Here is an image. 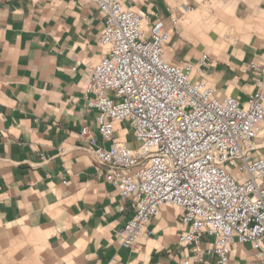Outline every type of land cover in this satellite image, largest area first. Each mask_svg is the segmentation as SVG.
Returning <instances> with one entry per match:
<instances>
[{
    "label": "crops",
    "instance_id": "obj_1",
    "mask_svg": "<svg viewBox=\"0 0 264 264\" xmlns=\"http://www.w3.org/2000/svg\"><path fill=\"white\" fill-rule=\"evenodd\" d=\"M234 2L127 5L147 15V26L158 14L171 30L170 63H190L218 98L245 104L261 86L248 68L263 60L264 3ZM103 27L91 0H0V264H218L205 253L212 237L199 246L202 262L179 245L190 227L176 207L163 206L134 249L119 243L135 200L122 201L81 136L90 128L101 147L112 145L87 107L90 73L105 53ZM114 142L140 146L127 123L115 124ZM256 144L254 157L264 158V124ZM229 264L264 263L250 243L235 242Z\"/></svg>",
    "mask_w": 264,
    "mask_h": 264
},
{
    "label": "built area",
    "instance_id": "obj_2",
    "mask_svg": "<svg viewBox=\"0 0 264 264\" xmlns=\"http://www.w3.org/2000/svg\"><path fill=\"white\" fill-rule=\"evenodd\" d=\"M91 1L104 17L105 53L90 73L87 107L98 111L97 130L112 145L101 147L90 128L81 136L122 201L135 200L120 245L137 247L168 206L182 210L190 230L179 245L194 248L197 261L204 259L199 246L206 235L214 245L205 253L218 264H229L235 242L250 243L264 263V158L254 157L264 124V54L248 68L260 78V90L245 104L220 99L195 80L193 65L167 60L171 30L158 14L147 26V15L128 7V0ZM117 123L133 130L137 150L114 142Z\"/></svg>",
    "mask_w": 264,
    "mask_h": 264
},
{
    "label": "rangeland",
    "instance_id": "obj_3",
    "mask_svg": "<svg viewBox=\"0 0 264 264\" xmlns=\"http://www.w3.org/2000/svg\"><path fill=\"white\" fill-rule=\"evenodd\" d=\"M239 1H244V2H246V3H249V2H251V1H255V2H257V3H264V0H235V2L234 3H238ZM124 126H127L126 124L124 125ZM138 143V142H137ZM140 145V143H138V146Z\"/></svg>",
    "mask_w": 264,
    "mask_h": 264
}]
</instances>
